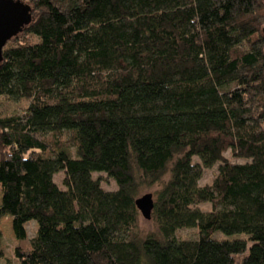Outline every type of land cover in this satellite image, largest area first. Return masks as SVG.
Segmentation results:
<instances>
[{
	"label": "trees",
	"instance_id": "trees-1",
	"mask_svg": "<svg viewBox=\"0 0 264 264\" xmlns=\"http://www.w3.org/2000/svg\"><path fill=\"white\" fill-rule=\"evenodd\" d=\"M19 1L32 21L1 51L0 99L27 106L0 114V249L11 217L19 264H264V0Z\"/></svg>",
	"mask_w": 264,
	"mask_h": 264
},
{
	"label": "rangeland",
	"instance_id": "rangeland-1",
	"mask_svg": "<svg viewBox=\"0 0 264 264\" xmlns=\"http://www.w3.org/2000/svg\"><path fill=\"white\" fill-rule=\"evenodd\" d=\"M19 0H7L4 5H2V9L0 11V32L5 38V42L2 45V49L8 46L7 44L12 42L13 39L16 38L21 32L25 30L27 25H21L18 32H14L13 28L18 27L23 21V16L20 11L16 8L17 4H20ZM24 5V4H23ZM11 13L12 17L9 20V14ZM0 45H1V36H0ZM27 106V103L24 101H11L9 99H0V114L3 115H10L16 112L23 111ZM227 159L231 160L234 163H243L244 161L234 159L230 152H227L224 155ZM218 167L215 166L212 169H208L205 171L204 177L200 182L201 186H205L211 184L215 175L217 174ZM63 173H59L55 176V182L60 188L63 187ZM94 179L101 180L102 186L107 191H115L118 189L116 181L109 177L107 174L104 173H95ZM155 190V189H154ZM154 190L148 192L153 193ZM147 194V193H144ZM2 199V193L0 191V203ZM202 210H210V205L205 204L200 206ZM140 228L142 233L150 234L155 231L156 226L153 220H146L143 216L141 217ZM1 230L3 234V245L0 249V264H19L15 256V249L17 247H25L28 243H20L14 234L13 226H12V219L11 217H4L1 221ZM36 227L32 223L29 225V234L30 237L33 238L35 236ZM177 239L179 240H192L198 238V229H183L177 232ZM245 238L246 236L241 235H234V236H226L222 233H217L215 238L218 241H232L235 238Z\"/></svg>",
	"mask_w": 264,
	"mask_h": 264
},
{
	"label": "water",
	"instance_id": "water-1",
	"mask_svg": "<svg viewBox=\"0 0 264 264\" xmlns=\"http://www.w3.org/2000/svg\"><path fill=\"white\" fill-rule=\"evenodd\" d=\"M7 0H0V11L2 9V5H4V3H6ZM16 8L18 9V11H20L22 13L23 16V21H21V24L16 27L13 28L14 32H18V30L20 29L21 25H29V23L32 21L29 11H30V7L28 5H23V3L17 4ZM9 14V20L11 19L12 15L11 13ZM0 36H1V45H0V54L2 51V45L4 44V40L5 38H3L1 32H0ZM18 36V35H17ZM136 205L139 209V211L141 212L142 216L146 219V220H152V213L155 207V200H154V195L152 193H147L144 194L143 196H141L140 198L137 199L136 201Z\"/></svg>",
	"mask_w": 264,
	"mask_h": 264
}]
</instances>
